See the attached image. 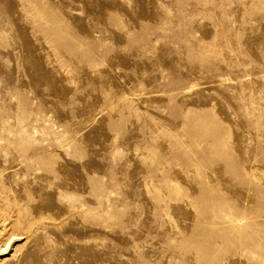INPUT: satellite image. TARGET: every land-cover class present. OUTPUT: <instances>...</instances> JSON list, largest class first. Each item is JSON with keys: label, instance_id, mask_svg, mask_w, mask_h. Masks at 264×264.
<instances>
[{"label": "rangeland", "instance_id": "obj_1", "mask_svg": "<svg viewBox=\"0 0 264 264\" xmlns=\"http://www.w3.org/2000/svg\"><path fill=\"white\" fill-rule=\"evenodd\" d=\"M0 264H264V0H0Z\"/></svg>", "mask_w": 264, "mask_h": 264}]
</instances>
